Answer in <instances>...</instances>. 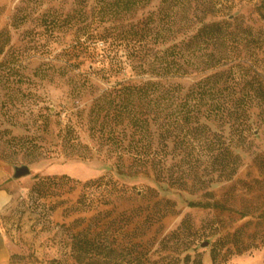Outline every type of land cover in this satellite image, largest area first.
Segmentation results:
<instances>
[{
  "label": "trees",
  "instance_id": "trees-1",
  "mask_svg": "<svg viewBox=\"0 0 264 264\" xmlns=\"http://www.w3.org/2000/svg\"><path fill=\"white\" fill-rule=\"evenodd\" d=\"M95 1L91 13L88 1H78L72 13L45 17L44 25L51 35L59 30L72 32L71 43L64 50L67 64L81 69L89 62V71L109 84L93 99L88 114L89 134L97 149L115 158L118 174L151 176L172 189L201 191L213 183L232 180L242 162L233 141L235 137L246 141L249 112L256 104L254 70L246 56L252 50L251 39L258 41L251 26L232 14L210 20L222 13L221 0H160L157 9L140 20H135L137 14L154 0ZM11 40L9 30L0 31V56ZM5 69L7 72H0V86L16 68ZM194 72L203 76L185 87L179 80ZM133 77L140 80L133 81ZM258 85L257 94L264 93L263 81ZM89 86L93 84L88 78L82 79L78 94ZM75 124L70 115L68 123L60 127L63 150L80 145ZM37 180L32 191L41 199L55 196L50 190L72 178L56 175ZM135 188L120 183L114 174H104L85 181L75 209L91 211L114 204L115 198L129 199ZM145 190L142 196L155 194L158 198L154 206L159 213L139 212L136 236L140 242L135 245L140 252L134 261L120 264H202V253L195 245L201 235L187 218L161 239L160 249L152 250V243L145 242L144 227L176 209L174 201L160 197L152 187ZM100 215L92 216L86 227L72 233L71 264H109L112 252L108 251L107 226L112 225L116 236L132 223L130 217H123L120 223L114 219L103 223ZM212 257L217 262L216 251Z\"/></svg>",
  "mask_w": 264,
  "mask_h": 264
},
{
  "label": "rangeland",
  "instance_id": "rangeland-1",
  "mask_svg": "<svg viewBox=\"0 0 264 264\" xmlns=\"http://www.w3.org/2000/svg\"><path fill=\"white\" fill-rule=\"evenodd\" d=\"M78 1H88V13L96 3L95 0H0V31L9 30L12 38L0 56V72H7L8 66L16 68L0 86V170L6 172L7 181L20 185V197L3 217L9 225L7 232L17 233L20 246L11 264H71L68 261L72 233L86 227L90 218L100 212L103 223L110 219L120 223L123 217H130L132 222L126 230H118L116 236L112 225L107 226L111 247L108 251L112 252L108 253L107 262L134 261L140 252L135 245L140 242L136 236L140 231L139 212L159 213V208L154 206L158 199L155 194L142 196L146 187H152L160 197L176 203L175 212L144 227L147 232L144 240L152 243V250L160 249L161 239L187 218L193 230L201 235L195 245L202 253V264H264V99L261 98L264 93L257 94L258 81L264 83V0H221L222 13L210 18L214 21L227 18L229 14L241 16L258 39H251L252 50L245 51L254 70L256 104L249 112L250 131L246 141L241 142L238 137L233 141L242 159L238 172L232 180L213 183L201 191L193 187L172 189L165 183H157L151 176L118 174L115 158L97 149L89 134L88 114L93 99L109 84L89 71V62L81 69L67 64L64 50L71 43L72 32L59 30L51 35L44 25L45 17L58 18L72 13ZM159 3L160 0H154L141 9L135 20L156 10ZM202 76L194 72L179 81L186 87ZM86 78L93 86L84 88L79 95L82 79ZM70 115L76 121L80 145L65 146L63 150L59 131L61 125L68 123ZM227 134L230 137L229 131ZM11 136L18 139L12 140ZM85 155V159L78 157ZM26 165L31 169L30 174L15 178V168ZM104 174H114L128 188L135 185L130 198H115L114 204L77 211L82 185ZM56 175H67L72 180L50 190L55 196L39 199L32 191L37 177ZM192 202L217 206L198 207L190 205ZM206 242L209 244L203 247ZM213 251L218 257L215 263ZM157 256L158 253L154 257Z\"/></svg>",
  "mask_w": 264,
  "mask_h": 264
},
{
  "label": "crops",
  "instance_id": "crops-1",
  "mask_svg": "<svg viewBox=\"0 0 264 264\" xmlns=\"http://www.w3.org/2000/svg\"><path fill=\"white\" fill-rule=\"evenodd\" d=\"M7 180L6 172L0 170V264H11L13 254L20 251L17 233L7 232L9 225L3 221L12 204L20 197V185L19 182Z\"/></svg>",
  "mask_w": 264,
  "mask_h": 264
},
{
  "label": "water",
  "instance_id": "water-1",
  "mask_svg": "<svg viewBox=\"0 0 264 264\" xmlns=\"http://www.w3.org/2000/svg\"><path fill=\"white\" fill-rule=\"evenodd\" d=\"M31 169L28 165L26 166H21V167H16L15 168V174L14 177L15 178H22L25 177L26 175L30 174ZM209 243L206 242L203 247H206Z\"/></svg>",
  "mask_w": 264,
  "mask_h": 264
}]
</instances>
